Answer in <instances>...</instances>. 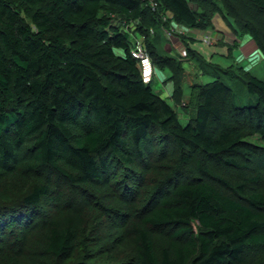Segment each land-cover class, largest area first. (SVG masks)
<instances>
[{"label": "trees", "instance_id": "obj_1", "mask_svg": "<svg viewBox=\"0 0 264 264\" xmlns=\"http://www.w3.org/2000/svg\"><path fill=\"white\" fill-rule=\"evenodd\" d=\"M241 4L246 12L223 0L264 62V25L256 22L264 0ZM219 8L211 0H0V181L39 179L22 199L0 205V240L10 228L23 235L42 225L45 252L70 260L84 218L73 211L40 220L53 199L44 174L79 186L85 198L107 188L128 204L143 186L140 170L149 172L153 159L158 167L172 148L178 160L158 168L164 175L124 230L130 247L111 264H243L264 250V194L247 193L260 176L234 184L212 170L243 173L240 162L256 156L234 124L264 140V82L248 79L254 102L245 106L219 79L194 87V118L182 126L131 53L134 22L147 41L171 20L204 28Z\"/></svg>", "mask_w": 264, "mask_h": 264}, {"label": "rangeland", "instance_id": "obj_2", "mask_svg": "<svg viewBox=\"0 0 264 264\" xmlns=\"http://www.w3.org/2000/svg\"><path fill=\"white\" fill-rule=\"evenodd\" d=\"M211 1L220 7V10L213 15L210 24L203 25L204 28H185L183 34L180 35L178 33L180 30H176V25H179L170 22L166 27L163 24L160 25L159 31L150 30L147 41L144 37L145 31H140L137 28V22L133 23L134 27L131 30L134 32L130 37V43L134 46L136 40L143 42L151 63L149 67L151 76L148 83H150L154 93L167 102L182 126L194 118V109L198 103L197 92L191 94V89L194 87L219 79L229 86L236 104L245 106L249 102L250 105H253L254 102V99L247 92L246 82L248 79L253 76L264 82L263 57L255 43L241 30V27L236 26L233 20L228 17V11L223 7V0ZM226 1L235 5L238 10L240 8L241 11L246 12L243 9L244 4L239 6L241 2L246 0ZM151 6L152 10L156 8V6L153 7V4ZM192 8L194 10L199 9L196 6H192ZM167 17L168 15H164L162 21L165 22ZM256 20V22L264 25V16H259ZM115 23L118 24V21ZM121 28L128 31L125 26ZM168 32L169 35H167ZM205 37L211 39V44L208 46L201 42ZM145 43H148L149 49ZM224 46L228 49H224ZM218 47H223V49L219 50L221 48ZM234 47L240 48L241 56L239 50L230 52ZM183 50L187 51L186 58L180 56V52ZM151 51L153 52L152 56ZM214 52L218 55L213 56ZM229 52L230 58H226ZM239 56L240 59H238ZM159 61L173 65L175 70L172 72L163 67V64L158 66L156 62ZM139 63L142 71L141 62L139 61ZM147 79L149 76H145V80ZM234 126L239 130L242 141L257 154L251 160H239L241 164H246L248 167L243 173L229 168L212 167V170L234 184H239L245 178H255L259 175V182L247 187V193L264 194V140L243 124L237 123ZM173 150L172 148L169 149L158 167L155 163L156 160L153 159L149 172L140 170L144 179L143 186L137 189L138 194L135 201L128 204L119 202L115 198L114 192H110L107 188H101L100 191L91 189L89 190L91 197L85 198L82 195V189L76 190L74 188H79V186L67 185L64 180L57 176L44 174V176L50 177L49 180L54 186L52 188L53 199L43 207L40 220L64 216L73 211L80 212L84 218V224L79 233V242L73 256L70 260L63 262L48 255L37 238L42 233L43 226L37 224L26 230L23 235L20 234L19 230L13 228L6 231L0 240V264L117 263L116 261L120 259L117 260L116 258L122 255L120 251L130 247L127 246L128 240L124 236V230L131 219L143 208L152 185L165 173L164 168H158L166 165L171 159L176 161L179 158V154ZM187 172L189 175H193L191 169ZM117 177L113 176V178ZM38 180L37 177H15L0 181V205L9 206L22 199ZM116 208L122 209V212H119L120 215L111 210ZM243 264H264V250L256 255L246 254L243 258Z\"/></svg>", "mask_w": 264, "mask_h": 264}, {"label": "built area", "instance_id": "obj_3", "mask_svg": "<svg viewBox=\"0 0 264 264\" xmlns=\"http://www.w3.org/2000/svg\"><path fill=\"white\" fill-rule=\"evenodd\" d=\"M156 6L155 4H153V7ZM172 24H173V20H171ZM176 30H180L178 33L180 35L183 34L185 28L182 27L181 25L177 26L176 25ZM167 35H169V32L167 33ZM210 38H203L201 40V42L205 45H210ZM131 53L133 55L134 58H137L140 62H141V65H142V75H143V81L145 83H148L150 81V73H149V79L145 80V67L148 66L150 67V60L148 58V55H147V52H146V49H145V46L143 44V42H139L136 40V43L134 46L131 47ZM180 56L181 58H186L187 57V51L186 50H183L180 52ZM145 64V65H144ZM151 72V70H150Z\"/></svg>", "mask_w": 264, "mask_h": 264}, {"label": "crops", "instance_id": "obj_4", "mask_svg": "<svg viewBox=\"0 0 264 264\" xmlns=\"http://www.w3.org/2000/svg\"><path fill=\"white\" fill-rule=\"evenodd\" d=\"M218 48H221V47H218ZM225 48H227V47L224 46V49H225ZM222 49H223V47H222L221 49H219V50H222ZM227 49H228V48H227ZM233 50H237V51L239 50V51H240V56H241V50H240V48H236V47H234V48H232V50H230V52L233 51ZM230 52H229V55H228L226 58H230ZM216 55H218V53H215V52H214V53H213V56H216ZM240 56H239L238 59H240Z\"/></svg>", "mask_w": 264, "mask_h": 264}, {"label": "bare ground", "instance_id": "obj_5", "mask_svg": "<svg viewBox=\"0 0 264 264\" xmlns=\"http://www.w3.org/2000/svg\"><path fill=\"white\" fill-rule=\"evenodd\" d=\"M149 73H150L149 67H146L145 68V74H146V76H149Z\"/></svg>", "mask_w": 264, "mask_h": 264}]
</instances>
